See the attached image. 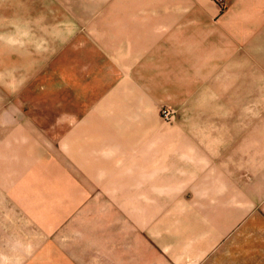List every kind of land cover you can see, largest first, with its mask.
Listing matches in <instances>:
<instances>
[{"label":"crops","instance_id":"crops-1","mask_svg":"<svg viewBox=\"0 0 264 264\" xmlns=\"http://www.w3.org/2000/svg\"><path fill=\"white\" fill-rule=\"evenodd\" d=\"M8 15H14L13 100L22 123L46 139L49 156L62 159L66 175L64 185L48 182L39 193L21 183L37 167L21 163L13 181L0 182L6 206L23 222L1 229L3 240L14 238L0 247L13 264H87L91 248L71 240L69 196L83 204L82 191L107 188L117 174L143 175L150 183L144 188L161 189L151 184L187 173V166L229 172L210 165V147L205 154L198 134L185 128L198 127L197 119L187 126L180 118L185 127L178 128L163 122L158 109H183L195 95L230 91L231 78L247 68L246 45L264 30V0H227L223 11L214 0H0L4 50L12 37ZM59 191L67 193L66 204ZM247 242L254 247L258 240Z\"/></svg>","mask_w":264,"mask_h":264},{"label":"rangeland","instance_id":"rangeland-1","mask_svg":"<svg viewBox=\"0 0 264 264\" xmlns=\"http://www.w3.org/2000/svg\"><path fill=\"white\" fill-rule=\"evenodd\" d=\"M214 1L221 11L227 6V0ZM12 23L14 15H8L11 43L6 50L0 47V182L13 181L15 167L30 164L37 170L21 183L32 184L40 193L48 182L64 185L66 175L62 159L56 163L49 156L46 139L22 123L13 100ZM245 49L247 68L240 71L242 76L231 78L229 92L195 95L183 109H158L163 122L178 128L185 127L180 118L189 121L187 126L193 123L190 118L197 119L198 127L185 128L198 134L205 154L210 147V165L220 163L229 172L208 174L205 167L187 166L189 172L151 184L166 186L161 189L144 188L150 183L143 175L117 174V180L104 184L107 188L82 191L83 204L75 205L70 195L71 240L91 248L87 264H264V30ZM25 129H30L27 140L21 135ZM218 150L224 158L212 157ZM59 192L62 196L64 191ZM62 197L61 204H66L67 193ZM15 215L0 193L1 248L3 242L14 240H3L1 229L23 223ZM248 238L258 243L247 246ZM0 258L13 264L11 255L0 253Z\"/></svg>","mask_w":264,"mask_h":264},{"label":"built area","instance_id":"built-area-1","mask_svg":"<svg viewBox=\"0 0 264 264\" xmlns=\"http://www.w3.org/2000/svg\"><path fill=\"white\" fill-rule=\"evenodd\" d=\"M166 111H167V110H164L165 114H166ZM167 113L169 114V113H170V111H169V112H167Z\"/></svg>","mask_w":264,"mask_h":264}]
</instances>
